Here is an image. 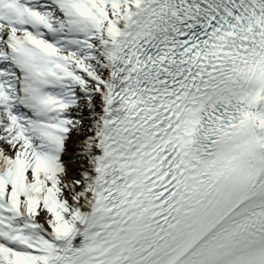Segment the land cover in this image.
I'll return each mask as SVG.
<instances>
[{
	"label": "snow or ice",
	"instance_id": "6c2138e0",
	"mask_svg": "<svg viewBox=\"0 0 264 264\" xmlns=\"http://www.w3.org/2000/svg\"><path fill=\"white\" fill-rule=\"evenodd\" d=\"M0 264H264V0H0Z\"/></svg>",
	"mask_w": 264,
	"mask_h": 264
}]
</instances>
